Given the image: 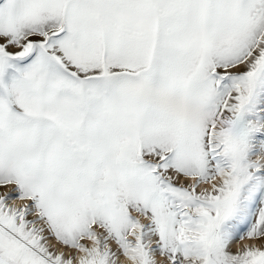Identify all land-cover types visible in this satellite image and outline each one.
<instances>
[{"label":"snow or ice","instance_id":"6c2138e0","mask_svg":"<svg viewBox=\"0 0 264 264\" xmlns=\"http://www.w3.org/2000/svg\"><path fill=\"white\" fill-rule=\"evenodd\" d=\"M0 264H264V0H0Z\"/></svg>","mask_w":264,"mask_h":264}]
</instances>
